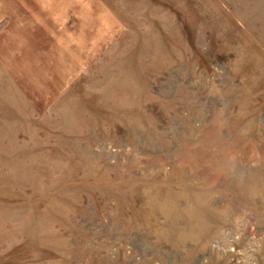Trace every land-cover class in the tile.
<instances>
[{
	"label": "rangeland",
	"instance_id": "1",
	"mask_svg": "<svg viewBox=\"0 0 264 264\" xmlns=\"http://www.w3.org/2000/svg\"><path fill=\"white\" fill-rule=\"evenodd\" d=\"M0 264H264V0H0Z\"/></svg>",
	"mask_w": 264,
	"mask_h": 264
}]
</instances>
